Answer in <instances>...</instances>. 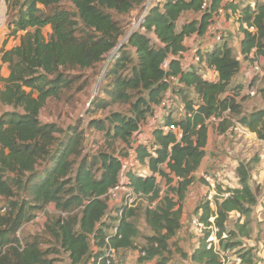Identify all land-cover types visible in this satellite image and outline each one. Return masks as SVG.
I'll return each mask as SVG.
<instances>
[{"label": "trees", "instance_id": "16d2710c", "mask_svg": "<svg viewBox=\"0 0 264 264\" xmlns=\"http://www.w3.org/2000/svg\"><path fill=\"white\" fill-rule=\"evenodd\" d=\"M6 2L8 35H22L19 45L4 48L0 55V69L2 63L10 69L7 78L0 76L4 83L0 89V109L4 108L0 113V264H65L62 254H68L70 264H92L91 259L106 254L108 247L116 254L127 252L137 247L141 231L135 218L140 215L153 232L147 245L137 249L145 251L139 255L140 264L158 256L157 264H168L165 254L183 227L184 202L206 155L207 121L222 118L217 123L220 133L241 124L264 141V107L245 113L248 96L240 97L243 86H231L244 61L249 66L264 56V0L253 4L208 0L205 9V0H159L142 21L145 31L134 32L103 69L106 97L92 101L90 114L116 104L128 109L91 120L90 127L102 134L107 145L88 156L83 155L86 133L80 125L64 129L56 122H43L41 112L49 100L61 101L73 87L80 78L73 72L105 63L126 33L127 23L120 16L138 7L141 13L147 0ZM221 8L228 19L238 17L240 53L223 37L225 29L221 28L223 41H214L199 52L201 65L185 67L181 53L192 48L185 39L195 35L202 41L208 27L217 22L215 17H220ZM49 25L52 33L47 39L43 29ZM207 67L218 72V80L204 78L202 70ZM88 85L81 83L79 90ZM168 93L175 100L180 96L184 114L173 118L171 109L164 116L165 123L179 127L182 136L156 127L150 145H135L140 166L148 171L126 168L133 138ZM258 94L264 101V87ZM118 142L129 144L128 150L116 151L113 145ZM253 169L251 161L239 164V186L227 187L228 197L222 196L224 187L218 185L215 209L209 201L200 200L189 224L197 218L207 229L203 234L196 232L198 246L188 257L194 263L223 264L218 246L209 247L212 227L220 242L224 236L232 240L249 235L248 226L259 203L258 189L252 184ZM124 176L139 199H148L149 205L137 206L138 199L131 206L116 204L112 209L106 194ZM159 178L168 184L163 193ZM48 205H54L57 213L44 228L49 238L33 237L23 243L19 231ZM234 212L240 216L238 233L228 228ZM213 215L216 218L211 222ZM253 252H240L241 264H260L253 261ZM112 261L114 264L116 259Z\"/></svg>", "mask_w": 264, "mask_h": 264}, {"label": "rangeland", "instance_id": "374dc122", "mask_svg": "<svg viewBox=\"0 0 264 264\" xmlns=\"http://www.w3.org/2000/svg\"><path fill=\"white\" fill-rule=\"evenodd\" d=\"M260 1V0H259ZM137 11V12H136ZM141 11V7L131 11L128 15L120 16L121 19L125 20L127 23L126 26V33L120 37L119 44L121 42L125 43L127 41L126 37L129 34L131 28H133L135 21H138L139 18V13ZM9 16V14H8ZM187 19L188 16H185ZM237 18H230L228 19L224 15L219 17L220 24L223 22V25L221 24L222 28L225 29L223 32V37L227 38L229 43L233 46L235 52L238 54L239 52V42L240 39L242 38V33L240 29H238V24L236 23ZM232 22V24H231ZM132 23V25L129 27V25ZM229 25V27H225V25ZM43 32L46 36L47 39L50 38L51 33H52V27L46 26L43 29ZM153 34L150 35L152 37ZM154 42L155 36L152 37ZM211 39V38H208ZM215 39V38H212ZM223 41V40H220ZM192 41L191 43H193ZM157 43V42H156ZM198 44V42H197ZM193 50V49H192ZM192 50L188 51V54L186 58H192ZM239 57L241 58V54H239ZM110 57L101 64V66H98L96 69H90V70H85V71H75L72 73V75H79V79L73 84V87L70 90H67L65 94L63 95L62 100H54L51 99L45 106V108L41 112V119L43 122H56L60 124L61 127L64 129H68L70 126H77L80 125L81 129L85 130L86 133V141H85V148H84V156L88 155H94L100 149L102 146L105 147L107 145V142H105V139L103 138L102 134L100 132L94 131L93 128L90 127V122L94 118H104L106 115L110 113V111H127L128 106L126 105H113L109 107L108 109H99L96 112H93L90 114L89 109L91 108L92 101H94L97 98V101H100L106 97V95L102 92V89L105 88L106 82L104 81L105 77V67H107L109 63ZM242 61L243 58H242ZM244 63H246L244 61ZM101 67V68H100ZM254 68V65L252 66ZM212 69V68H210ZM214 70V69H212ZM263 75V76H262ZM83 82H88L89 85L87 86L86 89L80 91L79 86ZM253 85H255V91H259L262 87H264V61H262V73L257 76L255 82L252 81ZM102 92V93H101ZM171 93H168V95ZM171 96V95H170ZM263 99L260 94L253 95V97L248 96V103L244 106V112L249 113V111H253L256 109H259L262 106ZM264 103V102H263ZM249 104V105H248ZM183 106V105H182ZM161 109V108H160ZM181 98L176 99V108L173 109L172 113L175 115L174 117L179 118V114L181 113ZM4 110V108L0 109V113ZM156 111V110H155ZM161 111H163L161 109ZM151 117L149 120H153L155 117V114L150 115ZM155 120V119H154ZM214 124V122H212ZM247 128V127H246ZM246 130H249L248 128ZM250 131V130H249ZM252 132V131H251ZM255 133V132H253ZM244 139V137H242ZM241 139V141L243 140ZM248 141L244 143V147H242L241 141L237 144V147L233 149L231 147L230 151L236 150L233 154L235 157H238L239 160L245 159L244 162H252V165L255 169L254 171V176L257 177L258 172L260 169L264 168V141L259 142L258 139H255L252 135L247 137ZM258 142V144H257ZM247 144V145H246ZM128 145H123V143L118 142L117 144H114L113 147L117 148L116 151L120 150V153H123L128 150L129 148ZM242 147V148H240ZM106 148V147H105ZM122 149V150H121ZM242 149H244L242 151ZM236 153V154H235ZM238 154V156H237ZM259 157V160L256 161V158ZM129 167V165H128ZM45 168V167H44ZM135 168L137 171H143L146 169L145 167L140 166V163L136 165ZM228 172L232 169V166L229 164L228 165ZM226 176H223L224 178L229 179L228 173L224 172ZM223 173V174H224ZM206 174H208L206 172ZM224 174V175H225ZM209 175V174H208ZM234 176V174H231ZM253 176V172H252ZM238 178L235 183H237L236 187L239 186V177L236 173V176ZM253 178V177H252ZM199 179H203L202 176L200 178H197V181H200ZM256 179V178H255ZM254 178L252 179V181ZM160 181V186L162 188V193L165 192L168 189V184L166 181H162L161 178H159ZM258 181V180H257ZM254 183L255 188H258V194H259V199L264 200V180L263 184L259 183L257 184ZM255 182V181H254ZM201 183L206 184L203 180ZM208 186V185H207ZM222 186L224 187V193H228L225 189L227 187H233L228 184L222 183ZM263 186V188H262ZM208 188V189H207ZM205 194L202 197V200L205 201L206 194H210V192H214L213 189L210 187H206ZM3 205V200L0 197V206ZM149 205V200L148 199H139L137 201V206H147ZM154 205V204H153ZM136 206V207H137ZM117 205H114L112 209H116ZM215 209V205L213 206ZM56 209L54 205H48L45 209L38 210L36 211V216L29 222H27L22 229L19 231L18 236L21 237V241L24 243L30 238L33 237H47L49 238V235H46L44 233V228L45 225L47 224L48 220L50 217L56 215ZM190 216V218H189ZM264 217V215H263ZM188 220H191V215H188ZM186 218V219H187ZM216 216L213 215L210 217V221L214 222ZM240 216L237 214H233L232 218L230 219L228 223V228L230 231H235L238 233V229L236 227V224L239 222ZM137 219V224L140 228V235L136 239V245L137 247L134 249H130L127 252L124 251H119L118 254H116V262L114 264H120L119 262L121 261L119 258V254L124 257L123 264H140V259H139V253L137 249L140 247L146 246L147 245V240L148 238L153 235V232L151 229L147 226V224L144 221V218L142 215L135 218ZM243 220V219H242ZM186 221V220H185ZM263 222V221H262ZM260 220L252 219V222L248 226L249 230V235L248 236H241L238 235L236 238L231 240V237H226L224 236L220 242V240L216 237V234L210 235V241H214L215 244L218 246V250L222 254V261L224 264H241V258H240V252H245L250 249H253V253H256V257L253 258V261L256 260V262H262L264 261V228L262 227V223ZM193 227V223H192ZM212 229H215V227H212ZM186 230H192L191 227H188ZM196 231V229L194 228ZM198 238L199 235H196ZM226 237V238H225ZM200 238V237H199ZM199 238L197 240H193V242L189 241L186 242L185 240L180 241L177 239L171 240L170 241V249L166 252V257L169 258V263L168 264H197L194 263L191 259H189V255L193 252V250L196 248ZM216 238V241H215ZM195 239V238H194ZM219 242V244H218ZM227 245H233V248H230V246ZM221 246V248H219ZM226 246V250H223L224 247ZM44 247H48L47 245H44ZM187 255V257H186ZM61 258L65 264H70L69 256L68 254H62ZM161 257H157L154 260L151 261H145L144 264H157V260L160 259Z\"/></svg>", "mask_w": 264, "mask_h": 264}, {"label": "crops", "instance_id": "0c3cea01", "mask_svg": "<svg viewBox=\"0 0 264 264\" xmlns=\"http://www.w3.org/2000/svg\"><path fill=\"white\" fill-rule=\"evenodd\" d=\"M239 1H244V0H236L235 2H239ZM247 1H249L253 4V3H255L256 0H247ZM224 2H227V0H224ZM8 22H9V16H8L7 2H6V0H0V55L2 54V50L4 48L11 49V48L19 45L20 40H21V35H22L21 32H18L17 35H8L9 31H10ZM221 24L223 25V22H221ZM231 24H232V22H231ZM225 27H229V25L226 24ZM151 34H153V33H150V35ZM153 36H155V40L158 43L159 41H158L156 35L153 34L152 37ZM208 38L209 37H204L201 41V39L199 40V38H197V36L194 35V36L186 38L185 44L188 47H193L198 42V44H201L203 49L205 50L206 47L211 46L212 43H214L213 39H208ZM192 41H194V42L191 43ZM240 59H242V58H240ZM183 61H184L185 67H190V65H192V60L190 58L185 57V59ZM186 61L188 62V65H187ZM247 64H248L247 62L243 64V69H242L241 73L235 78V81L232 83L231 86H234L238 83H240L243 86V88L247 86V84H246L247 80H250V78L248 77V72H247V69H248ZM202 72L204 73L203 76L205 79L214 80V81L218 80V72L216 70H212V69L207 67L205 70H202ZM9 74H10L9 65L7 63H2V66L0 69V76L3 78H7L9 76ZM3 86H4V83L0 80V89L3 88ZM243 96H249V95H241L240 97H243ZM193 97L196 98L195 94H193ZM249 97H252V96H249ZM263 102H262V106L260 108L264 107ZM247 103H248V97L244 101V106ZM182 105L183 104H181L182 109H181V113L179 114V117H181L184 114V106H182ZM174 116L175 115L172 113V117L176 118ZM149 119H148V121H146L142 125V128H141V136H143V137L146 136L145 138H147V137L152 138L153 137L154 129L156 127L158 128L159 123L163 119V111H161V109L157 108L156 112H155V117L153 118V120H149ZM176 119H178V118H176ZM212 122H214V124ZM208 126H209V139H208V144L206 146V155L203 159V162L201 164L200 169L196 172L195 175L197 178H200L202 176V174L206 173V172L208 174H211V175H218L220 177V180H219L220 184L224 183V184H228L230 186L236 187L237 183L233 184L235 182L234 178H236V182L238 180V178L235 177L236 176V169L239 166V164L241 162H243L245 159L239 160V158L235 157V155L233 154L234 152H236V150H234V152H233V151H230V149H231V147H233V149L236 148L237 144L241 141V139H243L242 137H244V139L241 141V144H242V147H244V143L246 141H248L247 137L252 135L255 139H258L257 134L253 133L249 130H246L247 128L242 126L241 124H236L234 127H231L228 130H226L224 133H220L217 130V122L216 121H208ZM259 142H262V141L259 140ZM257 144H258V142H257ZM242 147H240V148H242ZM243 150L244 149H242V151ZM237 156H238V154H237ZM128 162L129 161L126 160V164ZM134 164L135 163H133L132 165H134ZM229 164L232 166V169L230 170V172H228V169H227ZM128 165H130V163H128ZM255 169H253V176H252L254 178V180L252 181L253 185H254V183H256L257 180H258L257 184L262 183L264 180V168L260 169V171L257 174V177L254 176ZM146 171H148V170L146 169ZM224 172L228 173L227 175L229 176L228 177L229 179L223 177V176H226V174ZM231 174H234V176L232 175V177H231ZM125 177L126 176H124V178ZM263 186H262V188H263ZM206 187H208V186L206 184L201 183V181H196L190 187V191H189L190 195H188V197L186 198V200L184 202V206H183V218H182L183 227L179 230L176 239H178L180 241L185 240L186 242H189V241L193 242V240H197L196 235H198V234L196 233L194 228L189 224L190 221L188 220L187 217L189 214L193 215L195 213L197 205L199 204V202L202 199L205 192H207ZM233 214H237V213L234 212ZM253 215H254L255 219L257 218V220H260L261 222L263 221L262 223H264V217H263V215H264V200L259 199L258 205L255 206V208H254ZM237 216H238V214H237ZM188 227H191L192 230H186L185 231L184 229H187ZM262 227L264 228V224H262ZM174 239L175 238H173L172 240H174ZM119 258L121 260L120 263H122L124 260V257L121 255V253L119 254Z\"/></svg>", "mask_w": 264, "mask_h": 264}, {"label": "built area", "instance_id": "2783aa9c", "mask_svg": "<svg viewBox=\"0 0 264 264\" xmlns=\"http://www.w3.org/2000/svg\"><path fill=\"white\" fill-rule=\"evenodd\" d=\"M159 0H147V3L145 5V8L143 9V11L140 13L139 15V18H138V21H135V24L133 26V28H131L129 34L127 35L126 39L128 40L129 37L136 31H145V28L142 27V21L145 17V15L148 14V12L150 11V9L158 2ZM236 0H227V2H235ZM225 3V2H224ZM208 5V0H205L204 2V5H203V9H205ZM229 12H231V10H229ZM224 9L221 8L220 11H219V15H224ZM239 14V13H238ZM216 19V23L215 24H211L208 29H207V33H206V37H209V38H215L213 39L214 41L216 42H219L220 40H223L222 39V34H221V24H220V20H219V17H215ZM132 25V23L129 25V27ZM244 27L251 30V31H255V28L253 26H248L247 24H244ZM124 43L121 42L111 53L110 55V59H109V63L110 61L113 59V57L115 56V54H117L119 52V46L123 45ZM193 49V50H192ZM190 50H192V64H197V65H201V62H202V57L201 55L199 54L200 51H203V47L201 44H196L194 45ZM182 54V59L184 60L186 55L188 54V50L187 51H184L181 53ZM180 54V55H181ZM179 55V56H180ZM262 61H264V56H262L261 58L257 59L253 64H250L248 66V69H247V72H248V77L250 78V80H247V86L242 88L240 90V96L241 95H249V96H252L256 94H258V91L256 90L255 91V85H253L252 81L255 82L257 76H259V74L262 73ZM109 63L107 65H109ZM187 65H188V62L186 61ZM183 64H184V61H183ZM254 65V68L252 67ZM106 68V67H105ZM263 76V75H262ZM246 79V78H245ZM172 80H176V78L174 77ZM255 88V89H254ZM169 94L167 95L164 100L162 101L161 105H160V108L163 110V113L168 114L169 111H171V109H174L176 107V100L174 99V97ZM222 120V118H217V117H211L208 121H216L217 123H219L220 121ZM207 121V123H208ZM159 128H163L166 132L167 131H173V132H176L178 137H181L182 136V132L180 130L179 127H177L176 125L174 124H169L167 125L165 123V119L163 118L162 121L159 123L158 125ZM146 136H141V130L139 132L136 133L135 137L133 138L134 139V144L130 150H129V155L128 157H126V160H128L130 163L129 167L127 166L128 163L126 164V160H125V165H126V168H135L136 165L139 163V160H138V156H137V152H136V149H135V145L137 144H146V145H150L151 143V139L152 138H145ZM133 163H135L134 165H132ZM137 163V164H136ZM202 178L205 179L208 187L212 188L214 192H210V194H206V198L205 200L209 201L210 205L213 207L215 205V197L218 194L217 192V187L218 185H220V177L218 175H211V174H206V173H203L202 174ZM108 197H109V201H110V204L111 205H125V206H131L133 205L138 199H139V196L137 194L134 193L132 187L129 185L128 183V179L125 177H123L121 179V181L112 186L107 194H106ZM190 195V194H189ZM230 195V193H223L222 196L223 197H228ZM193 227L196 229V232L198 234H203L206 229H207V226L201 222L199 219H194L193 220ZM216 228L213 230V237H214V234L216 232ZM211 234V235H212ZM211 237V236H210ZM210 237L208 239V242H209V247H213L215 242L214 241H210ZM215 241H216V238H215ZM139 255L143 256L145 255V251L139 253ZM116 259V250H114L113 247H108L107 249V253L96 258L95 256L91 259V263L94 264V262L96 264H103V261L105 260L106 264H113V261L112 260H115ZM224 264V262H223ZM260 264H264V261H262Z\"/></svg>", "mask_w": 264, "mask_h": 264}, {"label": "clouds", "instance_id": "9594fccd", "mask_svg": "<svg viewBox=\"0 0 264 264\" xmlns=\"http://www.w3.org/2000/svg\"><path fill=\"white\" fill-rule=\"evenodd\" d=\"M190 50V49H189ZM188 50V51H189ZM204 51V50H203ZM195 65H197V64H195ZM200 66V65H199ZM215 70V69H214ZM176 108V107H175ZM159 109H160V107H159ZM170 112V111H169ZM164 116H165V113H163V118H164ZM165 119V118H164Z\"/></svg>", "mask_w": 264, "mask_h": 264}, {"label": "water", "instance_id": "95a60500", "mask_svg": "<svg viewBox=\"0 0 264 264\" xmlns=\"http://www.w3.org/2000/svg\"><path fill=\"white\" fill-rule=\"evenodd\" d=\"M123 45L119 46V49L122 48Z\"/></svg>", "mask_w": 264, "mask_h": 264}]
</instances>
